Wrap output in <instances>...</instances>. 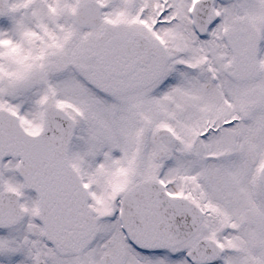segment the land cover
Segmentation results:
<instances>
[{
    "label": "snow or ice",
    "instance_id": "1",
    "mask_svg": "<svg viewBox=\"0 0 264 264\" xmlns=\"http://www.w3.org/2000/svg\"><path fill=\"white\" fill-rule=\"evenodd\" d=\"M0 264H264V0H0Z\"/></svg>",
    "mask_w": 264,
    "mask_h": 264
}]
</instances>
